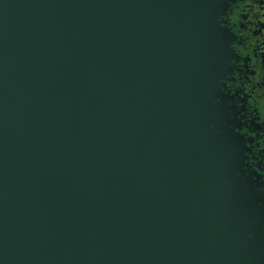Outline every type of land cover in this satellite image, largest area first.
<instances>
[{
    "label": "water",
    "instance_id": "obj_1",
    "mask_svg": "<svg viewBox=\"0 0 264 264\" xmlns=\"http://www.w3.org/2000/svg\"><path fill=\"white\" fill-rule=\"evenodd\" d=\"M227 4L0 0V264H264Z\"/></svg>",
    "mask_w": 264,
    "mask_h": 264
},
{
    "label": "clouds",
    "instance_id": "obj_2",
    "mask_svg": "<svg viewBox=\"0 0 264 264\" xmlns=\"http://www.w3.org/2000/svg\"><path fill=\"white\" fill-rule=\"evenodd\" d=\"M229 13H231L230 26L235 25V28L241 33V42L238 45L240 52L251 59L247 62L248 66L242 75L234 77L239 69L234 67L237 55L233 51L231 42L229 47L232 50V56L229 59V64L232 71H225L217 84L223 92L234 97L236 109L239 112V116L236 118L240 119L243 126L233 128V125L228 123L225 126L244 138L245 147L251 150L244 153L247 157V160L244 161L245 168L255 171L254 165L264 169V159H262L264 158V0H246V2L232 0L231 6L229 7L227 4L226 10L220 12L218 17L220 25L222 17L227 19ZM241 14L246 17L243 29H240L239 24L236 23ZM221 42L223 41L221 40ZM236 87H242L245 92L243 107L240 106L238 97L233 95ZM213 102L223 103L220 98H215ZM228 103L231 105L233 101L229 100ZM252 133L258 134L255 139L249 138ZM249 144L253 147H248ZM255 172L258 174L257 171ZM236 175L240 176V172H237ZM258 175L261 179L256 191L264 194V175ZM252 179L255 180L256 177L253 176ZM230 183L229 180L224 181L225 185H230ZM259 206L264 207V200L260 201ZM260 231L264 232V224L260 226ZM248 235L251 238L253 234L250 232Z\"/></svg>",
    "mask_w": 264,
    "mask_h": 264
},
{
    "label": "flooded vegetation",
    "instance_id": "obj_3",
    "mask_svg": "<svg viewBox=\"0 0 264 264\" xmlns=\"http://www.w3.org/2000/svg\"><path fill=\"white\" fill-rule=\"evenodd\" d=\"M231 2H232V0H229L230 6H231ZM237 2H246V0H237ZM222 18L225 21V26L230 30V32L233 34V37H234L233 42H232V46H233V51L237 55V60H236V63L234 64V67H237L239 69V71L234 74V77H235L236 75H242L243 71L248 66L247 62L251 59V57L242 55L240 52L238 45L241 42V33L238 29L235 28V25L230 26L229 21L231 20V13L228 14L227 19H225L224 17H222ZM245 19H246L245 15L241 14L239 21L236 22L239 24L240 29H243L245 27V24H244ZM233 95L238 97V100L240 102V106L243 107L244 106L243 102H244L245 92L243 91L242 87H236L235 91L233 92ZM232 100L235 104L234 97H232ZM238 116H239V112H238ZM242 126L243 125L241 124V121H240V127H242ZM257 135H258L257 133H252L249 138L255 139V137ZM248 147L251 148V147H253V145L249 144ZM248 151H251V150L248 149ZM262 159H264V158H262ZM254 170L257 171L258 174L264 175V169L260 168L258 165H254Z\"/></svg>",
    "mask_w": 264,
    "mask_h": 264
}]
</instances>
